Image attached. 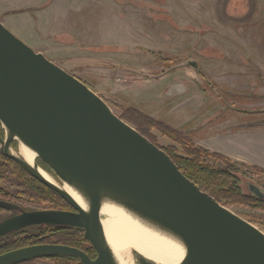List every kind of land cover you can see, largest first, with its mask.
Returning a JSON list of instances; mask_svg holds the SVG:
<instances>
[{"label":"rangeland","instance_id":"374dc122","mask_svg":"<svg viewBox=\"0 0 264 264\" xmlns=\"http://www.w3.org/2000/svg\"><path fill=\"white\" fill-rule=\"evenodd\" d=\"M0 22L86 84L118 117L137 109L181 131L197 146L179 128L205 125L208 132L218 121L230 119L264 127V0H0ZM143 132L155 145L181 153L156 128ZM4 134L0 124V137ZM11 148L18 155L17 142ZM227 159L237 170L241 190L246 192L250 181L264 193L263 175L243 174L254 165ZM37 165L61 183L40 160ZM24 180L8 173L0 189H36L40 199L15 194L6 200L29 211L65 204L40 183ZM228 208L249 222L264 215L240 204ZM11 214L0 210V220ZM252 224L264 233L263 221ZM36 233L37 228H30L24 234ZM25 264L56 263L39 259Z\"/></svg>","mask_w":264,"mask_h":264},{"label":"water","instance_id":"95a60500","mask_svg":"<svg viewBox=\"0 0 264 264\" xmlns=\"http://www.w3.org/2000/svg\"><path fill=\"white\" fill-rule=\"evenodd\" d=\"M188 64L196 68L194 61ZM0 138L3 156L46 185L74 211H26L0 199V209L18 211L0 221V236L29 226L83 231L95 258L75 247L35 244L0 254V264L57 255L80 264H116L99 220L110 199L178 238L179 264H264V233L186 178L159 146L112 112L86 84L34 51L0 22ZM21 142L61 182L86 200L81 208L64 190L42 177L11 148ZM260 190L258 189V192ZM136 255V254H135ZM138 264L154 262L136 255Z\"/></svg>","mask_w":264,"mask_h":264},{"label":"trees","instance_id":"16d2710c","mask_svg":"<svg viewBox=\"0 0 264 264\" xmlns=\"http://www.w3.org/2000/svg\"><path fill=\"white\" fill-rule=\"evenodd\" d=\"M120 118L126 119L127 121L136 125L135 129L144 137H146L143 132L145 128H156L163 135L167 136L173 142L177 143L182 149L181 153H179L173 147L160 148L169 155L171 160L176 164L178 169L186 178L194 182L201 191L208 193L220 205L228 208L234 204H240L250 207L254 210H259L264 214L263 191L257 185L251 183L250 181L247 182V191L244 192L243 190H241L240 178L236 174L237 170H235V168L233 169V167L235 166L231 168L230 166L232 165L229 166L227 164L229 161L225 156L219 153L210 152L200 146L195 145L191 141V139H189V137H187L181 131L172 128L161 121L152 119L151 117L145 115L137 109H127L124 112V116ZM147 139L155 144L151 139ZM209 158L222 160L223 164L226 167L217 166L215 161L213 160L214 162H211V159ZM8 173L15 175L22 181H25L24 179L27 178L29 179V183H40L36 181V179L31 177L26 171H24L15 161L3 156L0 151V180L4 181L6 178V174ZM244 173L248 175L250 174L251 177L257 178L256 176H264V169L257 166H249L247 172H243V174ZM256 182H259V180H257ZM260 185L264 189V178L263 181L260 182ZM43 187L45 192L49 196L57 197V194L54 191H52L45 185H43ZM258 189L260 190L259 192ZM27 191L25 189H21V191L18 190L16 192L3 193L4 190L0 189V198L6 200V197H15V194H19L23 198V196L27 194L32 198L40 199L41 195L36 192V189ZM259 219L264 222V215L261 218L252 216L250 221L252 223H256ZM51 236L54 240L53 243L62 245L65 244L85 250V248L82 247L83 245L85 246L84 243L86 241L83 238V231L80 229L58 227L57 230H54V233ZM36 241L37 236L31 235L28 237L19 238V240L16 239L10 241L8 242L7 246L8 249H11L19 247L21 245L35 243ZM6 250L7 249L5 248H0V252ZM46 259L54 261L56 264H80L79 260L72 256L57 255ZM27 262L17 264H25Z\"/></svg>","mask_w":264,"mask_h":264},{"label":"bare ground","instance_id":"6f19581e","mask_svg":"<svg viewBox=\"0 0 264 264\" xmlns=\"http://www.w3.org/2000/svg\"><path fill=\"white\" fill-rule=\"evenodd\" d=\"M17 147L18 156L29 165H34L36 153L21 142H18ZM38 170L43 178L67 192L81 208L87 209L86 200L75 188L64 182L56 183L39 166ZM98 214L116 264H138L136 255L154 264H179L183 259L185 248L178 238L141 219L123 205L102 199Z\"/></svg>","mask_w":264,"mask_h":264},{"label":"crops","instance_id":"0c3cea01","mask_svg":"<svg viewBox=\"0 0 264 264\" xmlns=\"http://www.w3.org/2000/svg\"><path fill=\"white\" fill-rule=\"evenodd\" d=\"M243 124L230 119L218 121L215 129L208 127V132L205 125L198 130L179 129L187 132L196 144L210 151L264 169V127L257 122L247 127Z\"/></svg>","mask_w":264,"mask_h":264},{"label":"flooded vegetation","instance_id":"af4514ba","mask_svg":"<svg viewBox=\"0 0 264 264\" xmlns=\"http://www.w3.org/2000/svg\"><path fill=\"white\" fill-rule=\"evenodd\" d=\"M1 138V137H0ZM36 163H37V159H36ZM43 166V165H42ZM40 167V166H39ZM45 173H47L49 176H51L48 172V170H46V168H42L40 167ZM45 169V170H44ZM52 177V176H51ZM53 178V177H52ZM37 181V180H36ZM39 182V181H38ZM42 184V183H41ZM44 185V184H43ZM46 186V185H45ZM47 187V186H46ZM49 188V187H48ZM50 189V188H49ZM53 191V190H52ZM56 193V192H55ZM57 194V193H56ZM58 195V194H57ZM58 197L64 201L59 195ZM1 199V198H0ZM1 200H4V199H1ZM5 201H8V200H5ZM10 202V201H8ZM65 204L64 205H61V206H58V207H55V208H49V209H52V210H65V211H74L70 205L64 201ZM13 203V202H11ZM16 204V203H15ZM18 205V204H17ZM19 206V205H18ZM20 207V206H19ZM21 208V207H20ZM22 209V208H21ZM0 210H3V211H7V210H4V209H0ZM24 210V209H23ZM26 211H29V210H26ZM8 212H12V215H15V214H18V211H8ZM10 216H7L3 219H1L0 221L10 217ZM30 228H37L38 229V233L36 234H24L25 232H27ZM58 227H45V226H40V225H35V226H29V227H25V228H22V229H19V230H16L12 233H9V234H6V235H3V236H0V248H5L7 249L6 251H3V252H0V254L2 253H5V252H8V251H11V250H14V249H18V248H21V247H25V246H30V245H35V244H56V243H53L54 240H53V237L51 236L53 233H54V230H57ZM63 228H74V227H63ZM59 230V229H58ZM23 234V235H22ZM31 235H35L37 236V241L35 243H31V244H25V245H21L19 247H16V248H11V249H8V242L10 241H13V240H16L19 238H24V237H28V236H31ZM86 241V240H85ZM86 246L83 245L82 248H85L84 249H81V248H78L84 252H86L90 258H95L96 256V253L95 251L93 250V248L91 247V245L88 243V241H86L84 243ZM89 244V245H88ZM65 245V244H63ZM69 246V245H67ZM71 247H74V246H71ZM77 248V247H75ZM39 260V259H37Z\"/></svg>","mask_w":264,"mask_h":264}]
</instances>
